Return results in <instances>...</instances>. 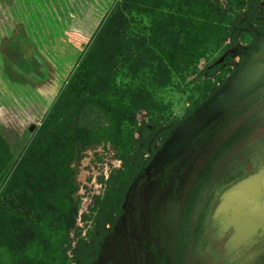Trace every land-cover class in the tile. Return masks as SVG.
<instances>
[{
	"label": "rangeland",
	"instance_id": "1",
	"mask_svg": "<svg viewBox=\"0 0 264 264\" xmlns=\"http://www.w3.org/2000/svg\"><path fill=\"white\" fill-rule=\"evenodd\" d=\"M45 1L0 0V264H79L76 241L90 231L93 201L110 174L133 179L132 194L99 251L86 254L88 264H174L192 183L228 139L200 195L226 176L236 180L199 224L204 201L194 203L179 264H264V84L174 167L140 177L170 126L236 67L252 65L246 89L264 79V0L251 23L237 0H117L115 18L95 41L102 20L82 36L66 0ZM228 18L239 23L219 29ZM88 49L87 88L45 118Z\"/></svg>",
	"mask_w": 264,
	"mask_h": 264
},
{
	"label": "trees",
	"instance_id": "2",
	"mask_svg": "<svg viewBox=\"0 0 264 264\" xmlns=\"http://www.w3.org/2000/svg\"><path fill=\"white\" fill-rule=\"evenodd\" d=\"M260 4V0H237L236 8L237 10H242L244 17L247 22L251 23L254 21L256 16L257 8ZM117 3L111 7V9L105 14L102 21L98 25L96 31L94 32L91 40L95 41L96 38L103 32L105 28L112 22L117 14ZM113 18V19H112ZM225 26H220L219 29L223 31L231 30V27L237 26L239 23L237 20H231L230 18L224 21ZM173 32L170 34L172 35ZM183 33H187L185 30ZM229 34H225L224 36ZM222 38L223 36H219ZM172 49L176 46V41L173 40ZM88 49L86 53L80 58V63H78V69L73 72L68 81L64 84L63 88L59 92L57 98L55 99L52 107L48 110L45 118L51 114L52 110H55L61 102L67 101L71 98L74 92L84 90L87 88L84 80V70L87 61L90 57V51ZM193 55L188 54L187 59ZM252 65H240L236 67L219 85H214L213 88L209 90L207 95L198 102L191 110L185 113L182 118L176 121L168 131L164 134V137L157 148L149 155L147 161L142 163L145 166L140 177L146 176L151 171H155L160 174L172 167H174L178 161L191 149L193 143L196 139L211 125H213L217 120H219L226 112L232 109L242 97L255 88L260 87L264 84V79L257 83H253V86L246 89L247 85L251 83L252 76ZM227 94L219 106L213 110V112L202 120L196 127H194L190 132H184V125L192 119L197 113L202 112L204 109L209 107L212 103L220 98L221 95ZM33 110L36 114L41 113V107L35 106ZM45 118L42 119L41 126L45 122ZM234 140L228 139L221 148L215 153V156L211 157L201 170L198 171L196 178L192 183V187L189 191V196L186 202V208L182 212L181 221L178 225L176 245L174 252V264H179L180 254H181V241L184 230V222L188 221L189 213L196 201H204L203 208L200 211L197 224L201 222L204 218L206 206H208L211 200L216 196V194L227 184L236 180L234 176H226L220 182L210 186L207 189L205 195H200V191L207 183L211 166L216 160V158L225 150ZM136 176V174L134 175ZM133 179L129 178H118L113 174H110L107 178L106 186L103 195L95 197L90 214V231H88L87 236H80L76 241V254L79 264H88L90 260L89 256L91 253H97L100 249V245L104 240L107 232L114 224L117 217L122 213V203L126 202L132 194V184ZM88 240V241H87ZM85 255V256H84Z\"/></svg>",
	"mask_w": 264,
	"mask_h": 264
},
{
	"label": "crops",
	"instance_id": "3",
	"mask_svg": "<svg viewBox=\"0 0 264 264\" xmlns=\"http://www.w3.org/2000/svg\"><path fill=\"white\" fill-rule=\"evenodd\" d=\"M116 1L117 0H66V4L64 5H67V17L71 18L73 21L82 23L79 24V33L85 36L92 33L93 29L97 27L98 23ZM45 2L47 3V0ZM58 3L59 0H50L48 4L54 6ZM35 108H37V105ZM22 121L24 120L22 119ZM24 123L26 122L24 121Z\"/></svg>",
	"mask_w": 264,
	"mask_h": 264
},
{
	"label": "water",
	"instance_id": "4",
	"mask_svg": "<svg viewBox=\"0 0 264 264\" xmlns=\"http://www.w3.org/2000/svg\"><path fill=\"white\" fill-rule=\"evenodd\" d=\"M196 115H197V114H196ZM193 117H194V116H193ZM193 117H192V118H193Z\"/></svg>",
	"mask_w": 264,
	"mask_h": 264
}]
</instances>
